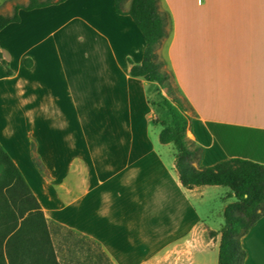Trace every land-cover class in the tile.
Segmentation results:
<instances>
[{
  "label": "crops",
  "instance_id": "1",
  "mask_svg": "<svg viewBox=\"0 0 264 264\" xmlns=\"http://www.w3.org/2000/svg\"><path fill=\"white\" fill-rule=\"evenodd\" d=\"M17 3L0 0V15ZM158 5L165 60L193 109L188 135L204 149L199 166L264 165V0ZM19 16L0 32L11 71L0 63V144L46 217L99 242L114 264H162L173 245L188 244L198 264L207 228L193 199L218 186L185 189L175 156L154 137L157 84L130 74L146 47L132 18L116 13L115 0ZM33 141L48 176L33 163ZM242 245L245 264H264V217Z\"/></svg>",
  "mask_w": 264,
  "mask_h": 264
},
{
  "label": "trees",
  "instance_id": "2",
  "mask_svg": "<svg viewBox=\"0 0 264 264\" xmlns=\"http://www.w3.org/2000/svg\"><path fill=\"white\" fill-rule=\"evenodd\" d=\"M66 1L17 3L12 15H0V32L21 21L20 10L31 11ZM158 1L115 0L116 13L130 16L145 40L143 61L140 65L132 64L130 74L158 86L160 101L153 105L162 110L163 116L154 119V123L161 127L160 143L173 146L182 186L187 190L205 186L228 190L225 196L228 204L223 212L225 223L218 233L221 235L218 264H245L247 253L242 239L264 217V165L233 158L212 167L199 166L204 149L188 137L192 116L178 99L171 100L161 92L167 89L172 94L171 80L175 81V77L172 70L164 69L168 63L157 52L168 36ZM0 63L11 73L1 49ZM32 160L37 170L48 176L34 141ZM86 247L92 252L87 258ZM92 261L114 264L99 242L46 217L24 175L0 144V264H92Z\"/></svg>",
  "mask_w": 264,
  "mask_h": 264
},
{
  "label": "rangeland",
  "instance_id": "3",
  "mask_svg": "<svg viewBox=\"0 0 264 264\" xmlns=\"http://www.w3.org/2000/svg\"><path fill=\"white\" fill-rule=\"evenodd\" d=\"M24 1L25 3L29 0H21ZM157 52L159 56L163 59H165V45L162 44L161 46L158 47ZM164 69L170 71V67L166 65ZM171 90L172 94L169 95L167 89H163L161 92L164 96H168L171 100L173 98L178 99L184 107L187 109L188 113L193 117V110L191 109V106L185 99V97L182 95L181 91L179 90L176 82L174 80H171ZM151 96H155L156 100L154 103H158L160 101L159 97V89L158 86L150 90ZM155 107V106H154ZM163 116V112L161 109L158 107H155V119H159ZM161 132V127L158 126L154 130V137L157 135L159 136ZM189 137V135H188ZM168 151H170V158L173 157V146L168 145L167 146ZM169 153H167L166 157L168 156ZM213 188L212 192L205 195L203 199L197 200L193 199V204L194 206L198 209L200 215L202 218L205 220V227L207 230L204 232V238H203V243L201 245L198 244V248L202 247L203 251L205 254L203 257H199L198 259V264H218V255H219V245H220V240L219 239H214L211 237L212 235H217L221 229L224 226L225 219H224V205L228 202L225 200V196L227 194V189L224 187H211ZM213 240V241H212ZM196 244H188V245H183L181 248H178L176 251H174V246L173 245L172 249L173 252L170 255H167L165 258L166 260H163L162 264H194V253L196 250L195 247ZM201 249V248H200ZM189 251V252H185ZM90 252L87 250V247L84 248V256L90 257ZM164 254H167V251L164 252ZM165 255L160 256L163 257ZM92 264L93 261H92Z\"/></svg>",
  "mask_w": 264,
  "mask_h": 264
}]
</instances>
